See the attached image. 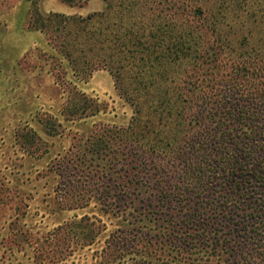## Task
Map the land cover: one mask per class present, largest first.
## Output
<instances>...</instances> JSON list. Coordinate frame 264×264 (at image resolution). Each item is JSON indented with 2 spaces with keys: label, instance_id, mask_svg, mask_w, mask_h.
<instances>
[{
  "label": "rangeland",
  "instance_id": "374dc122",
  "mask_svg": "<svg viewBox=\"0 0 264 264\" xmlns=\"http://www.w3.org/2000/svg\"><path fill=\"white\" fill-rule=\"evenodd\" d=\"M36 14H100L112 31L96 40L93 28L45 34ZM157 25L186 38L190 56L157 68L145 57L137 68L134 56ZM197 46L216 47L215 88L237 79L260 88L264 0H0V264H141L143 256L148 264H219L193 254L189 239L181 250L164 246L159 222H147L178 202L173 192L160 195L177 175L151 153L167 126L149 107L177 93L193 116V75L201 84L205 76L193 63ZM245 58L252 77L236 70ZM150 168L165 172L163 187L148 186Z\"/></svg>",
  "mask_w": 264,
  "mask_h": 264
},
{
  "label": "trees",
  "instance_id": "16d2710c",
  "mask_svg": "<svg viewBox=\"0 0 264 264\" xmlns=\"http://www.w3.org/2000/svg\"><path fill=\"white\" fill-rule=\"evenodd\" d=\"M94 16L44 18L36 14L35 24L45 34L59 31L63 36L66 32L80 35L93 28L90 38L96 40V34L102 37L106 36L105 29L112 30L108 23L103 27L102 15ZM246 33L249 35L250 31ZM145 37L146 44L134 56L137 68L145 60L149 67L157 68L163 66L162 62L173 64L190 56L187 39L171 37L160 25ZM112 38L115 42L118 39L116 34ZM64 52L70 60L69 49ZM217 57L216 47L193 48V63L204 66L199 71L204 70L205 75L200 80H204L203 84L197 80L199 72L193 75V116L188 118L187 103L191 102L180 94L165 96L160 102L156 100L155 106L151 102L149 111L167 126L164 139L157 140V147L151 146L154 151L151 153L162 157L158 165L166 174L177 175L176 184L165 188L160 195L167 198L173 192L178 202L162 206V216L152 213L147 216V222H159L155 228L157 235L160 241L164 239V246L173 250L183 249L179 244L189 239L188 249H193V254L200 258L216 259L219 264H264V81L257 84L260 88L246 87L247 83L236 78L224 82L227 90H218L211 77L212 72L217 75ZM245 59L236 70L245 78L252 77L250 58ZM259 63L257 79L264 80V56ZM204 86L210 88L206 93L200 89ZM141 109L137 106L135 114L140 116ZM169 124L172 128L168 131ZM165 158L173 160L176 166L166 168ZM150 169L146 178L155 184L148 186L154 190L153 185L163 187L165 172ZM188 194L192 198H186ZM156 241L160 243L155 236L153 242ZM147 257L141 258V264H148Z\"/></svg>",
  "mask_w": 264,
  "mask_h": 264
}]
</instances>
